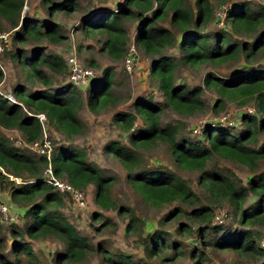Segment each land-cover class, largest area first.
Wrapping results in <instances>:
<instances>
[{"label": "trees", "instance_id": "trees-1", "mask_svg": "<svg viewBox=\"0 0 264 264\" xmlns=\"http://www.w3.org/2000/svg\"><path fill=\"white\" fill-rule=\"evenodd\" d=\"M43 3L48 6L49 18L55 13H72L78 8L75 0H64L62 3L43 0ZM214 3L219 8L224 7V29L229 28L230 32L225 33L224 30L209 37L200 29L215 19ZM23 6L24 0H0V18L12 29L18 30L13 35L14 44L35 43L37 47L30 55L20 49L7 50L5 55L21 69L27 82L36 81L42 87H48L49 73L63 75L68 68L60 57L46 53L38 45L43 41L61 44L66 37L56 23L21 19ZM129 26L134 27L133 39L128 35ZM77 28L86 37L105 36L102 48L116 58H121L128 50L125 48H128L129 42L152 58L151 74L158 80L165 102L154 105L150 101L139 100L135 103V114H116L114 123L128 134L130 145L112 142L107 150L127 170L129 182L145 204L160 208L179 203L161 224L186 218L198 227L203 249L186 253L184 244L172 242L166 232L147 231L146 234L143 222L132 215L130 209L116 206L110 195L114 180L88 163L84 151L63 146L51 149L48 156L31 155L0 137V192H9L11 203L21 207L28 219L24 232L13 227L10 244L0 227V264H42L25 235L31 240L48 236L60 240L64 251L56 254L55 264L82 262L94 250L103 256L107 264H143L129 253L114 254L103 247L94 249L87 238L66 220L59 209L64 206L66 197L72 199L67 193L61 194L52 185L41 181L43 170L49 166L55 178L81 190L84 196L85 190L93 187V203L103 211L115 210L120 215H131L125 232L141 235L145 242L144 255L160 260V264H180L176 262L187 256L195 264H204L207 257L202 251L208 246L241 257L263 258L264 249L258 242L259 237L251 231L224 230L219 236L220 228L211 227L215 209L203 205L176 171L197 172L199 183L209 197L226 201L239 213L241 224L253 222L264 225V176L253 178L249 186L244 187L230 175L206 169L214 155L231 159L250 171L255 170L259 161H264V141H260V136L264 137V69L252 64L258 54L264 53V5L255 9L248 0H196L195 10H192L187 0H123L116 11L80 18ZM177 32L179 35L176 37ZM234 35L242 39L236 40ZM254 35L257 37L253 38ZM174 47L179 49L177 59L165 55L166 50ZM240 59L242 66L236 74L226 79L209 73L203 84L219 96L213 106L216 114L228 100L254 105L255 112L241 115L242 130L233 133L230 128L220 127L219 123L206 124L201 138L192 140L180 136L181 122L162 125L160 118L166 107L179 115H190L206 107L201 88L177 84L175 75L181 65L198 67L239 62ZM90 65L93 66L92 63ZM3 80L4 72L0 68V83ZM113 85L112 73L104 70L88 90L86 106L97 110L110 104ZM74 88L68 84L58 89L31 92L18 85L12 91L17 100L15 103L0 94V126L20 130L26 141L33 143L43 135V122L38 117L43 114L49 124L63 128L68 136L76 133L79 126L77 113L83 100L81 93ZM139 119L143 125L135 129ZM158 145L166 147L170 167H141L139 150ZM249 193L255 200L251 207L243 209L242 204ZM196 203L198 205L191 211L182 208V205L193 206ZM108 225L113 226L110 221L102 224L104 227ZM191 231L190 224H179L176 229L184 236Z\"/></svg>", "mask_w": 264, "mask_h": 264}, {"label": "rangeland", "instance_id": "rangeland-1", "mask_svg": "<svg viewBox=\"0 0 264 264\" xmlns=\"http://www.w3.org/2000/svg\"><path fill=\"white\" fill-rule=\"evenodd\" d=\"M55 3H62L64 0H53ZM123 0H75L77 10L72 13L61 12L55 13L51 18L48 16V6L43 0H24L22 10V18L35 19L42 22L56 23L62 29L65 40L61 44H50L43 41L41 46L46 53L60 57L65 63L69 57H74L76 61L84 68L91 69L94 78L85 87H75L77 92L81 93L83 105L77 113L79 126L77 132L68 136L63 128L53 124H49L46 118L42 121L43 135L50 141L53 151L56 147L72 146L78 150L84 151L86 160L102 172L105 177L114 180L110 195L116 202L117 207H126L131 210V214L140 219L144 224L143 231L166 232L170 234L171 241L183 243L186 253L194 250H200L202 244L198 227L193 225L186 218L179 219L175 222L161 224L174 207L179 203L174 202L160 208L145 204L142 196L133 188L128 180L127 170L119 163L114 155L107 150V146L116 142L120 145H130L128 134L123 132L121 128L114 123V116L118 113L135 114V103L139 100L150 101L154 105L163 104L165 102L162 91L158 88V80L151 74L152 58L144 55L143 51L136 44L129 42L128 49L133 46L135 48V64L128 71L125 56L128 50H125L121 58H116L106 49L103 44L106 41L105 36H84L78 31L79 20L84 16H95L99 12L116 11ZM196 0H187V5L195 10ZM252 8H258L263 5L264 0H248ZM215 19L206 27L200 30L207 36L211 37L217 32L224 31L229 33L230 29L225 26L224 7L219 8L214 3ZM224 9V10H223ZM165 26V25H162ZM166 27V26H165ZM168 27V26H167ZM17 29L12 27L0 18V34L6 35L5 41H1L3 48L0 54V68L4 72V80L0 83V94L13 97L12 91L18 85L27 88V91L53 90L70 84L69 71L63 75L50 74V83L48 87H42L36 81L27 82L25 74L13 62L9 56L5 55V51H13L14 49L22 50L30 55L37 47V44H14L13 35ZM177 32L176 37L179 35ZM128 35L130 39L134 37V27L129 26ZM257 37L254 35L253 38ZM234 39L238 36L234 35ZM211 41H214L211 39ZM165 55L175 59L179 56V49L174 47L165 51ZM93 64L91 66L90 64ZM254 66L263 67L264 69V53L257 55L252 62ZM67 66V65H66ZM242 66V59L239 62H226L222 64H204L198 67H189L181 65L175 75L177 84H184L191 88L199 87L203 91L202 99L206 103L204 110H198L190 115H179L170 108H164L161 114L162 125L176 121L181 122L180 136H187L192 140H198L202 136V128L206 124H220L222 128H230L233 133L242 130L241 115L249 113L251 110L255 112L256 108L252 103H242L241 101H226L222 109L216 114L213 111L214 101L219 96L213 90L205 88L203 82L207 74L213 73L219 78H228L236 74ZM68 68V67H67ZM104 70H109L113 75L114 85L112 86V102L103 108L91 110L86 106L88 90L92 87L96 78L100 77ZM143 122L139 119L135 124V129L142 127ZM0 137L7 141L11 146L17 147L31 155H38L31 145L26 141L23 133L18 129H5L0 126ZM41 139L39 141H41ZM18 141L21 144H17ZM38 141V142H39ZM260 141H264V137L260 136ZM141 167L154 169L160 166L170 167V160L166 147L164 145L144 147L139 150ZM207 170H216L218 173L226 174L237 179L244 187L249 186L250 180L255 177L264 176V161H259L254 171L239 165L231 159L220 155H214L206 165ZM44 171V170H43ZM183 178L199 197L201 203L209 208L215 209L214 218L211 221V227L220 228L219 236L224 230L237 229L240 231L249 230L259 237V244L264 249V225L259 223L241 224L239 213L228 206L226 201L213 200L207 194V191L199 183V174L197 172L176 171ZM86 203L83 208L77 207L68 197L65 198L64 206L61 207L60 213L79 233L85 236L88 242L97 249L103 247L110 253L132 254L135 260H140L143 264H160V260L149 259L144 255V240L138 233L127 234L125 227L129 222L131 215H120L115 210L103 211L93 203L94 188L89 187L85 190ZM255 197L249 193L245 202L242 204L243 209L251 207ZM200 203V202H198ZM8 207L9 214L7 221L0 215V227L4 236L8 237L11 243V230L14 228L24 232L27 218L23 215L21 207L11 203L9 192H0V206ZM198 204L193 206H184L186 211L193 210ZM181 206V204H180ZM17 216L15 221H9V216ZM105 221H110L112 225L102 226ZM179 224H190L192 231L189 235L184 236L176 232ZM154 230V231H153ZM26 240L31 244V248L36 252L42 264H55L56 254L64 251L63 244L57 238L48 236L36 240H31L25 235ZM214 241L215 238H210ZM207 259L204 264H264V257L251 258L248 256H240L230 251L218 250L212 246L202 251ZM170 256V255H168ZM176 263L195 264V261L187 256L183 260ZM26 264V263H22ZM72 264H107L104 258L96 250L82 262Z\"/></svg>", "mask_w": 264, "mask_h": 264}, {"label": "built area", "instance_id": "built-area-1", "mask_svg": "<svg viewBox=\"0 0 264 264\" xmlns=\"http://www.w3.org/2000/svg\"><path fill=\"white\" fill-rule=\"evenodd\" d=\"M263 5H264V1H263ZM6 35H1L0 34V54L3 51V48L1 47V41L5 40ZM136 52H135V48L133 46H131L126 54L127 58H126V62H127V69L128 71H130L133 67V65L135 64V56ZM134 63V64H133ZM67 67H68V71H69V81L70 84H72L75 87H85L93 78H94V73L91 69L88 68H84L82 67L74 57H69L66 61ZM8 100H10L11 102L15 103L16 101L13 100L12 98H8ZM249 113H252V111L250 110ZM40 121H44L45 117L43 114L38 115ZM17 144H21L20 141H18ZM29 145H31V148L38 154L41 156H48L51 150V146H50V141L47 140V137L44 136L43 139H41V141H36L33 143H29ZM12 179V178H11ZM41 181L44 183H48L50 185H52V187L54 188L55 191L61 193V194H65L67 193L70 198L72 199V201L74 202V204L79 207V208H83L85 206L86 203V199L84 196V193L79 190L74 188L72 185H70L69 183L59 180L57 178H55L52 174V170L51 167H47L43 172H42V177H41ZM9 214V210L8 207H6L5 205L0 206V215L4 217V220L7 221V215ZM17 216H9V221H15Z\"/></svg>", "mask_w": 264, "mask_h": 264}]
</instances>
